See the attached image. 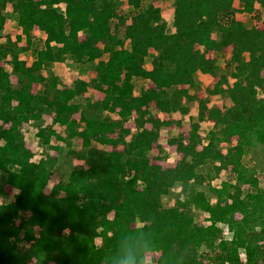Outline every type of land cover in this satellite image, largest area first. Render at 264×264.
<instances>
[{
  "label": "trees",
  "instance_id": "1",
  "mask_svg": "<svg viewBox=\"0 0 264 264\" xmlns=\"http://www.w3.org/2000/svg\"><path fill=\"white\" fill-rule=\"evenodd\" d=\"M125 1L126 11L122 0H0V197L7 186L19 191L0 205V264H116L125 248L160 254L158 264H264V188L244 163L252 147L264 146V31L235 17L259 4L264 20V0H175L172 31L166 0ZM8 7L16 37L4 36ZM26 51L36 56L31 65L21 59ZM68 62L88 65L93 78L68 87L52 72ZM198 73L215 77L210 96L230 103L210 109L209 99L192 93ZM137 80L151 85L138 96ZM90 88L104 94L94 109L82 101ZM186 101L198 102L199 118L187 138L168 142L180 160L167 169L151 164L161 129L175 123L156 111L186 117ZM45 115L52 123L40 125L43 147L56 138L72 148L81 137L86 149L107 148L50 193L57 158L47 152L34 162L23 133ZM207 121L213 126L205 131ZM226 171L235 180L213 185ZM164 197L174 205L165 207ZM197 212L207 224L198 225Z\"/></svg>",
  "mask_w": 264,
  "mask_h": 264
},
{
  "label": "rangeland",
  "instance_id": "2",
  "mask_svg": "<svg viewBox=\"0 0 264 264\" xmlns=\"http://www.w3.org/2000/svg\"><path fill=\"white\" fill-rule=\"evenodd\" d=\"M174 2L175 0H166L162 3V14L164 22L166 23L168 29L170 31L173 30V21H174ZM120 8L123 11H126L127 9V3L125 0H122L120 4ZM235 8L239 11L243 9V6L241 3L236 2ZM60 11L64 10L63 6H60L58 8ZM262 8L259 4H256L255 12L253 14H247L244 12H237L235 14V17L238 20H241L244 22L245 26L248 29L251 28H258L260 31H264V20H263V12ZM5 17L7 19L6 24V31L4 33V36L10 35L12 37H16L17 35L21 34V31L18 28L17 19L14 16L11 7H8L5 11ZM36 34L38 37L45 39V35L40 33L39 31H36ZM26 43L22 42L20 43V47H25ZM155 53L152 52L151 55L148 57L145 63L146 68H151L150 61ZM21 59L25 60L28 65H31L34 60L36 59V56L32 51H26L23 54H21ZM219 66L221 68H224L226 65V61L224 59L218 60ZM4 67V63H0V67ZM52 72L58 76L61 77L65 84L68 87H71L73 81L77 79H91L93 78V73H91L89 66H73L71 63H56L54 67L52 68ZM45 76L48 77L47 73H45ZM13 82H17V77L12 76ZM196 80L198 82V86L192 90V93L196 94L199 99H209V108L210 109H216V108H223L225 106L224 99L223 98H216L210 96V90L212 84L217 80L215 77H213L210 74H203L198 73L196 74ZM214 81L212 84L211 81ZM137 85V91L136 95L141 94L142 88H149L151 87L150 84L143 82L142 80L136 81ZM41 86L39 84H36L34 87V91L38 92L40 90ZM104 97V94L95 91V89L90 88V91L85 95L84 98H82V101L87 102L88 107H92L94 109L96 103L98 101L102 100ZM87 99L89 101H87ZM186 103L192 108V112H195L197 114L199 104L187 102ZM230 103V102H229ZM228 103V104H229ZM227 104V105H228ZM158 116L167 122H175L170 127H164L160 131V139L162 144V149L155 148L151 154L149 155L151 164H160L165 169L173 167L176 165V163L180 160L181 155L178 152L177 147L171 146L168 142L172 138H176L179 136H187L190 131V127L188 123H184L180 119L182 117L179 113H173V114H162L158 113ZM80 115H77L76 118H79ZM192 119V117H191ZM52 123V116L45 115L40 122V124H37L36 122H28L25 123L23 126V133L25 135V142L27 147L32 151L33 153V161L39 162L40 159L43 157L44 153L50 152L52 156L57 158V165L55 169L53 170L51 183L47 188V193H50L52 190V187L59 181H68L69 177L71 175L72 170L78 166V165H88L91 164V161L93 160L95 153L99 149H107L101 145L94 144L91 148H84L82 147V138L77 137L74 140V145L72 148L66 147L62 142L57 143L56 138H54L51 142V145L48 146H42V138L39 137V131H40V125L42 127H50ZM212 122H206L204 124V130L208 131L211 129ZM129 128L134 132L137 133L139 128L135 126L134 120H131L128 122ZM147 127H152V125H147ZM54 130L57 135L66 137V128L60 125H57L54 127ZM238 138H233L230 144L224 145L222 147V152L226 153L227 149L236 144ZM110 149V148H109ZM167 154L168 157H164ZM159 157H163L161 160H158ZM244 163L247 166V168L252 170V176L255 177L258 182L260 183L261 187L264 188V146H258V147H252L247 156L244 159ZM236 176L234 173L226 171L224 172L221 177L213 183V185L218 186L221 185L223 181L228 180H235ZM198 190H206L207 187H195ZM7 195H4L0 197V205L6 201H11L15 195L19 193L18 190L11 186L6 187ZM181 190V185H176L174 189V194H177ZM174 198L173 197H164L163 198V204L165 207L170 208L174 205ZM197 223L199 226H202L204 224H207L206 218L207 214H204L202 212H197ZM148 264H158L156 261L160 258V254L156 253H150L148 254ZM245 260V256L242 257ZM36 260L32 261V264H34Z\"/></svg>",
  "mask_w": 264,
  "mask_h": 264
},
{
  "label": "clouds",
  "instance_id": "3",
  "mask_svg": "<svg viewBox=\"0 0 264 264\" xmlns=\"http://www.w3.org/2000/svg\"><path fill=\"white\" fill-rule=\"evenodd\" d=\"M116 264H147V257H141V253L125 248L117 258Z\"/></svg>",
  "mask_w": 264,
  "mask_h": 264
},
{
  "label": "crops",
  "instance_id": "4",
  "mask_svg": "<svg viewBox=\"0 0 264 264\" xmlns=\"http://www.w3.org/2000/svg\"><path fill=\"white\" fill-rule=\"evenodd\" d=\"M149 69H151V68H149ZM214 81L212 80L211 81V83L210 84H212ZM136 95V94H135ZM136 96H138V95H136ZM216 98H220L219 96H215V99ZM192 103H196V102H192ZM224 103H225V105H227L228 103H229V101L228 100H224ZM187 104V103H186ZM188 105V104H187ZM189 106V105H188ZM189 108H190V113H189V115H187L186 117H180V119L182 120V121H184V123L186 122V123H188V125H189V127H190V121H191V117H192V119H198L199 117V113L197 112V114L195 113V112H192V108L189 106ZM177 114V113H176ZM207 122H211V121H207ZM206 122H204V123H202V127L204 128V124H205ZM175 124V123H174ZM213 126V122H212V125L210 126V127H212ZM149 129H151L152 127H148ZM190 132V131H189ZM189 136V134L186 136V138ZM180 137V136H179Z\"/></svg>",
  "mask_w": 264,
  "mask_h": 264
}]
</instances>
